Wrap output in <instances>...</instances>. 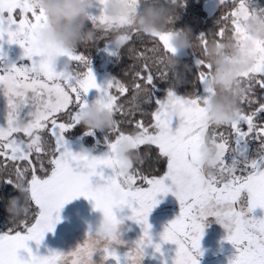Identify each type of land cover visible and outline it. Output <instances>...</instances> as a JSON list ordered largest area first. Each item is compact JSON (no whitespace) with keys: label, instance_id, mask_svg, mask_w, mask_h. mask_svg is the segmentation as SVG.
<instances>
[{"label":"snow or ice","instance_id":"snow-or-ice-1","mask_svg":"<svg viewBox=\"0 0 264 264\" xmlns=\"http://www.w3.org/2000/svg\"><path fill=\"white\" fill-rule=\"evenodd\" d=\"M96 3L99 15L89 14V21L107 32L110 22L103 14L106 0ZM220 3L230 8L223 20L230 21L231 28L224 23L211 40L201 34L197 40L201 54L194 52L196 81L202 86V93L181 95L175 84H169L162 99L155 95L157 81L174 77L153 65L162 61L161 53L177 54L170 45L171 29L147 35L125 31L115 38L104 35L116 45L117 52L127 46L137 67L130 82L113 78L101 88L84 52L60 49L53 53L38 46L35 34L47 18L36 7V0H0V41L7 37L8 43L19 44L30 62L20 66L5 64L0 49V89L7 98V126L0 127V183L11 184L17 191L23 187L28 197L26 214L12 220V226L0 234V264H94L93 256L98 251L103 254L102 264L109 259L121 264L116 245L99 250L89 246L92 231L83 244L68 253L50 251L39 255L29 248V241L39 246L46 233L54 231L60 210L80 196L94 202L106 225H119L122 217L141 225L142 235L125 253L123 264H134L136 254L145 256L148 246L159 253L162 243L167 242L177 246L173 264H200L201 240L209 217L227 230L226 239L237 249L230 264H264V218L251 215L257 208L264 209V125L257 124L264 115V42H256V62L241 74L244 91L240 107L226 125L231 131L210 127L207 105L215 90L210 84L212 66L203 53L210 42H223L229 32L233 37H243L240 19L250 11V0ZM111 23L126 27L128 21ZM148 40L154 42L152 46L139 50ZM52 55L57 57L55 63ZM175 78L182 79L181 75ZM91 89L99 93L94 102L114 117V125L105 137L109 152L103 156L73 152L65 139V133L80 124ZM145 92L147 99L140 102ZM121 97H125L123 101ZM149 104L156 107L149 110L145 107ZM26 107L27 119L21 115ZM118 114L122 119H116ZM174 120H178L175 127ZM86 134L92 135L94 130L88 129ZM206 137L220 151L222 176L211 180L199 165ZM250 137L259 142L257 157L253 159L247 157L244 146ZM121 141L131 145L140 157L138 161L129 160L125 165L115 158ZM228 155L232 156L231 163L226 160ZM144 158L162 164V173L140 168ZM123 167L128 168L126 174L121 172ZM105 168L113 174L105 176ZM181 172L191 175L190 185L178 186ZM94 176L104 183L93 186ZM114 192L120 193L119 200L113 199ZM169 192L178 199L180 214L166 226L161 243L154 244L148 218L160 203L157 197ZM124 208L130 209L131 215L118 217L117 210ZM22 249L27 258L20 255Z\"/></svg>","mask_w":264,"mask_h":264},{"label":"clouds","instance_id":"clouds-1","mask_svg":"<svg viewBox=\"0 0 264 264\" xmlns=\"http://www.w3.org/2000/svg\"><path fill=\"white\" fill-rule=\"evenodd\" d=\"M179 0H106L103 6V14L110 22L107 32L101 25L88 28L90 10L94 7L95 0H36V7L43 10L46 22L35 34L38 46L49 52L56 50H77L82 44H90L104 35L115 38L121 32L133 30L147 35L153 32L172 30L170 45L176 53L197 47L190 29L173 30L170 25L173 22V13ZM245 17H241L240 23L244 36L233 37L229 35L223 42H210L203 53L205 59L212 66L210 84L215 90L208 105L207 123L212 128L228 125L237 115L240 107V98L244 91L241 84V74L247 72L257 59L256 42H264V10H258L251 6ZM126 19V27L113 25ZM161 53L162 61L154 63V68L166 69L173 74L175 83H180L176 75H180L182 66L178 55ZM55 63L57 57L51 56ZM7 62H5L6 64ZM147 93L140 96V102H145ZM80 124L92 130H110L114 125L113 114L102 109L94 101L89 103L80 115ZM81 152L90 153L87 148ZM200 168L209 180L222 176L220 171V151L210 137L205 138L200 149ZM115 158L127 165L129 160L138 161L136 155L127 141H121L116 148ZM127 167L121 168L126 174ZM192 182V177L187 172L178 173V186L186 187ZM18 196L11 197L6 205V211L12 220L22 218L27 212L28 197L26 190L18 189ZM114 200H119L120 193L112 194ZM126 217L121 218L119 225H106L102 219L96 225L92 234L88 237V244L94 250L111 245H125L121 228ZM145 256L136 254L134 264H142Z\"/></svg>","mask_w":264,"mask_h":264},{"label":"rangeland","instance_id":"rangeland-1","mask_svg":"<svg viewBox=\"0 0 264 264\" xmlns=\"http://www.w3.org/2000/svg\"><path fill=\"white\" fill-rule=\"evenodd\" d=\"M220 0H210L205 5V10L208 15H212ZM90 14L99 15V5L96 3L90 10ZM88 24H92L90 21ZM0 49L3 50L5 55V62L8 64L15 63L17 66L28 65L30 62L24 57V49L16 43H8L7 37L3 41H0ZM117 49L114 43H108L102 50L101 66L99 69L93 68L94 75L97 83L103 88L108 81L113 79V76L108 71V65L111 58L116 54ZM188 49L179 52L178 56H186ZM62 63V61H61ZM60 64L58 63V67ZM98 91L91 89L87 95L89 103L95 101L98 98ZM29 109L26 107L21 115L27 119L26 113ZM178 124V120H174L173 127ZM7 126V98L3 94V90L0 89V127ZM246 127V126H245ZM218 130L231 131V129L222 126ZM68 147L73 152H80L81 149L87 148L94 156H103L109 152L108 144L105 148L100 146L101 142L95 137L96 146L89 148L85 145L84 141L80 138L76 140H69L65 137ZM246 155L249 159L257 157V150L259 148V142L255 138H248L245 145ZM99 147V148H98ZM226 160L231 163L232 156H226ZM105 176H111L113 174L111 169H103ZM93 186L97 184H103L104 181L98 176L92 177ZM175 191V189H173ZM80 198V199H79ZM78 199V201H77ZM160 203L152 210L149 215L148 223L151 224V235L153 243H161V234L164 232L168 223L174 220L180 214V204L178 199L172 192L166 195L158 196ZM80 200V201H79ZM66 207V210L65 208ZM60 210V220L56 223L54 231L46 233L43 241L39 246L34 241H29V248L33 253L39 255H47L50 251H57L62 253H68L75 250L79 245L83 244L87 239L90 231H94L98 222L102 219V213L94 208V202L80 196L73 199L64 205ZM131 215V210L124 208L122 211L117 210V216ZM256 218H264V209L257 208L251 213ZM207 227L204 229V235L201 240L202 256L198 259L200 264H230V261L234 259L237 253V249L231 242L226 239L227 230L218 222L214 217H209L206 221ZM122 239L127 243L125 245L116 246L118 254H123L132 247L133 242L138 240L142 235V227L136 222L126 220L121 228ZM0 234L1 231H0ZM176 245L170 242L162 243L161 252H155L154 247L148 246L145 249V257L142 264H173ZM226 251L230 254L226 255ZM27 258V253L24 255ZM103 254L101 251L94 253V264H102Z\"/></svg>","mask_w":264,"mask_h":264},{"label":"trees","instance_id":"trees-1","mask_svg":"<svg viewBox=\"0 0 264 264\" xmlns=\"http://www.w3.org/2000/svg\"><path fill=\"white\" fill-rule=\"evenodd\" d=\"M210 0H182L175 7L173 13V22L170 27L173 30L190 29L194 41L197 44V40L201 34L208 36V39H213V36L218 31L219 27L223 26L224 23L228 24L229 29L231 28L230 21H224L223 17L230 11L229 7L221 5V3L216 8L212 15H208L205 10L206 3ZM231 0H229V3ZM253 7L257 9H264V0H252ZM88 28H92V24L87 25ZM230 35V32L228 33ZM219 39L220 37H216ZM108 43H111L109 39L105 37H100L90 44H82L77 48V51L84 52L91 61V68L99 69L101 66L102 50L106 47ZM154 42L148 40L145 45L141 46L139 50H143L144 47H151ZM201 54V47L197 44V47L188 49V54L186 56H178L181 61V65H186L187 67H181L180 75L182 77L180 83H175L173 79L168 81H157V88L155 95L159 98H165L166 91L169 84H175L178 94L184 95L191 93L193 91L201 92L203 91L202 86L196 81V68H195V55ZM137 61L130 55L127 46L119 49L118 52L111 58L108 65V71L113 76V78L125 82H130L132 78V71L134 67H137ZM126 95H130L126 94ZM125 97H121L123 101ZM149 110L156 107L155 104L145 105ZM139 116V113H137ZM116 119H122L118 114ZM257 124L264 125V115L261 119L257 120ZM87 128L82 124L75 126L73 129L65 133V137L69 140H76L78 138L82 139L85 145L89 148L96 146L95 137L101 142L100 146L105 148V137L109 136L108 130H94V134L88 135ZM99 148V147H98ZM143 150V149H142ZM140 168L145 170V172H151L153 174H160L163 171L164 166L162 164H155L154 160L149 158H144L143 161L138 165ZM19 193L13 188L11 184L0 183V231L5 233L12 226V219L9 213L6 211V205L11 197L18 196ZM226 255L230 254L229 251L225 252ZM237 255V253H236Z\"/></svg>","mask_w":264,"mask_h":264},{"label":"flooded vegetation","instance_id":"flooded-vegetation-1","mask_svg":"<svg viewBox=\"0 0 264 264\" xmlns=\"http://www.w3.org/2000/svg\"><path fill=\"white\" fill-rule=\"evenodd\" d=\"M121 256V264H123V257L124 255L123 254H119ZM106 264H116L115 260L113 259H109Z\"/></svg>","mask_w":264,"mask_h":264},{"label":"crops","instance_id":"crops-1","mask_svg":"<svg viewBox=\"0 0 264 264\" xmlns=\"http://www.w3.org/2000/svg\"><path fill=\"white\" fill-rule=\"evenodd\" d=\"M80 199V198H79ZM77 201H78V199H77ZM80 201V200H79ZM72 202H73V200H72ZM65 208V210H66V207H64ZM34 251V250H33ZM20 255L21 256H24L25 255V250H20Z\"/></svg>","mask_w":264,"mask_h":264}]
</instances>
